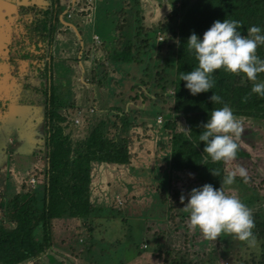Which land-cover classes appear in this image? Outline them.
Masks as SVG:
<instances>
[{"label": "trees", "instance_id": "obj_1", "mask_svg": "<svg viewBox=\"0 0 264 264\" xmlns=\"http://www.w3.org/2000/svg\"><path fill=\"white\" fill-rule=\"evenodd\" d=\"M45 2L47 4L43 8L34 4L20 6L17 22V27L21 28L18 36L28 45L27 48L23 47L26 50L21 56L30 69L25 77L40 83L38 92L47 105L45 168L42 173H30L14 196L4 199L0 193V264H21L25 261L40 264L41 257L50 250L55 237L63 242L75 236L77 245L84 246L82 250L90 251L91 246L83 243L86 237L82 236L90 235L94 230L91 220L96 210L91 202V166L95 163L112 167L131 165V133L137 129L150 130L146 128V122H136L143 113L139 109L131 108L125 112L113 109L108 116L93 120L95 110L92 108L82 110L75 100L67 105L61 99L62 93L52 83L53 57L51 48L47 50L51 42L47 32L52 34L51 26L57 21L56 10L60 4L73 8L77 0ZM133 10L125 2L114 13L113 47L107 51L104 59L95 61V68L89 71L87 83L104 87L110 64L143 65L142 56L151 52L155 39L152 95L145 88L134 86L131 90L135 94L130 100L145 103L157 99L165 105H172L160 126L170 135L169 163L177 177L172 181L176 185L169 184L163 202L166 204L167 225L170 224L171 231L185 241L187 235H182V232L187 230L189 223L185 222L188 215L181 214L184 206L180 203L181 193L185 194L186 203L187 194L192 188L206 183L219 188L220 181L227 175V165L223 161L213 163L203 152L204 143L199 141L202 129L197 125L206 122L213 109L223 107V104L211 103L208 98L213 93L219 95L236 117L240 115L245 121L264 124V97L251 94L253 82L244 74H232L221 68L212 74L215 84L210 91L193 96L185 88V82L178 78L179 73L198 67L194 54L187 50V39L193 32L202 39L203 33L214 21L224 19L239 21L242 25L239 31L244 35L252 26L260 27L264 34V0H174L166 20L150 27L143 25L141 12L133 13ZM129 21L133 23L131 37L127 35ZM158 33L164 35L163 42H157ZM98 50L95 48V53ZM257 55L264 59V45L258 47ZM100 68L102 70L99 72ZM149 70L150 67L146 65L144 73ZM257 82H264V74H258ZM169 90L176 92L175 98L168 96ZM245 96H249L246 102ZM136 105L133 103L134 107ZM158 116L162 115L157 113L155 120ZM76 120L78 123H75ZM185 128H190L191 132H186ZM209 169H219L220 176H213ZM248 177L247 183L239 176L235 182L243 191L255 194L257 205L260 208L263 206V209H252L255 221L253 233L260 243L259 247L256 251H247L246 261H241L242 264H264V180L255 182ZM31 179H34V183L42 181L41 192L33 190ZM183 247L184 251L179 247H166L154 257L159 264H213L210 258L198 260L206 256L202 249L190 251L186 245ZM69 249L74 252L73 248ZM196 250L200 253L197 259L194 257Z\"/></svg>", "mask_w": 264, "mask_h": 264}, {"label": "rangeland", "instance_id": "obj_2", "mask_svg": "<svg viewBox=\"0 0 264 264\" xmlns=\"http://www.w3.org/2000/svg\"><path fill=\"white\" fill-rule=\"evenodd\" d=\"M19 2H24V6L34 4L38 8L47 4L45 0H0V22L5 24L11 11V8L4 9V5L13 3L16 6ZM125 2L134 9L133 13L139 10L143 25L150 27L166 20L174 0H77L73 8L60 4L56 10L57 21L51 24L52 34L47 32L51 41L47 50L51 48L53 57L52 83L60 90L61 99L67 105L75 100L82 110L92 108L95 110L93 120L108 116L113 109L125 112L136 108L143 112L136 122H146V128L150 130L137 129L131 133V165L112 167L95 163L91 166V202L96 210L91 220L94 230L92 234L82 236L86 237L83 243L91 246L90 251L82 250L84 246L77 245L75 236L63 242L55 237L57 240L53 238L51 248L41 257L40 264H159L154 254L162 253L166 247H179L184 251V245L190 251L202 249L206 253L204 258H198L200 253L196 250L194 257L198 260L210 258L213 264H242L247 251H256L260 243L252 248L226 234L210 241L198 228L192 229L189 225L182 232V235H187L182 241L165 221L166 204L163 199L169 184L176 185L172 181L177 174L169 163L170 135L162 130L155 118L159 113L165 119L172 105L169 103L167 106L157 99L145 103L130 100L135 94L131 90L134 86H141L150 94L153 92L155 39L151 52L142 56L143 65L110 64L104 87L87 83L95 61L104 59L113 47L114 13ZM68 14L70 18H67ZM17 26L12 31L17 46L13 41L0 38V193L4 199L14 196L30 173H42L47 151V105L38 92L40 83L27 79L15 59V55L26 50L23 47H28L16 34L21 30ZM132 30L133 23L129 21V37ZM96 36L98 42L94 39ZM162 37L164 40V35ZM95 48L99 49L98 53H95ZM146 65L150 70L144 73ZM133 103H137L136 107ZM237 118L244 131L237 141L236 159L226 164L227 173L243 167L248 176L260 182L264 180V124L245 121L240 115ZM33 184L34 191L43 190L41 180ZM225 191L238 196L253 210L260 208L256 203L257 196L243 191L236 182L227 186ZM117 197L121 200L120 205L115 201ZM181 214L188 215L185 222L189 223V214L183 210ZM145 242L147 249L142 251ZM21 264L34 263L25 261Z\"/></svg>", "mask_w": 264, "mask_h": 264}, {"label": "clouds", "instance_id": "obj_3", "mask_svg": "<svg viewBox=\"0 0 264 264\" xmlns=\"http://www.w3.org/2000/svg\"><path fill=\"white\" fill-rule=\"evenodd\" d=\"M241 26L236 20H216L203 33L202 39L195 32L188 37L187 50L194 54L198 67L180 72L178 78L185 82V88L193 96L210 91L215 84L212 74L223 68L232 74H244L253 82L251 94L264 97V82H257L258 74H264V59L257 55L258 47L264 45V34L260 27L252 26L244 35L239 31ZM169 94L175 98L176 92L169 90ZM248 98L245 96L244 101ZM208 99L211 103L223 104V107L213 109L208 120L197 125L202 129L199 141L204 143L203 152L213 163L223 161L227 164L236 159L237 141L244 129L222 97L213 93ZM185 130L191 132L190 128ZM209 171L215 177L220 176L219 169ZM237 176L245 183L249 180L247 170L237 167L220 181L219 188L209 183L192 188L186 203L182 192L180 203L184 205L183 211L189 214V227L198 228L207 240L215 241L221 234H226L254 248L257 239L253 233L255 221L252 209L238 196L225 191V186L234 184Z\"/></svg>", "mask_w": 264, "mask_h": 264}, {"label": "crops", "instance_id": "obj_4", "mask_svg": "<svg viewBox=\"0 0 264 264\" xmlns=\"http://www.w3.org/2000/svg\"><path fill=\"white\" fill-rule=\"evenodd\" d=\"M20 6H24V2L22 3H18L16 6L13 5V3H11L10 5L7 3L6 5H4V9H9L11 8V11L7 14L8 19L5 20V24L0 22V38L3 39H7L8 41H13L15 42V38L16 37L12 31L13 29L16 27V24L19 20V16H18V10ZM18 35V33H16ZM15 46H17V42H15ZM10 47V46H9ZM20 48V47H19ZM16 49V47L14 48V50ZM24 52L22 51L21 53L15 55V59L17 60V64L20 66L21 70H24L26 74H28L30 72L29 66L27 61H23L22 57ZM21 62V63H20Z\"/></svg>", "mask_w": 264, "mask_h": 264}, {"label": "built area", "instance_id": "obj_5", "mask_svg": "<svg viewBox=\"0 0 264 264\" xmlns=\"http://www.w3.org/2000/svg\"><path fill=\"white\" fill-rule=\"evenodd\" d=\"M87 1H90V0H87ZM91 1H92V0H91ZM68 17H70V15H68ZM94 39L97 40L98 38H97V37H94ZM156 40H157V42H163L162 34H159V33H158V34H157V39H156ZM167 94H168V96H169L170 98L173 97L171 94H169V91L167 92ZM171 103H173V102H171ZM162 121H163L162 116H158L157 119H156L157 124H161ZM75 123H78V120H76ZM30 183L33 184V183H34V179H31ZM116 200H117V203L120 205V204H121V200H120V198L117 197ZM142 247H143V249H147V246H146V245H143Z\"/></svg>", "mask_w": 264, "mask_h": 264}]
</instances>
